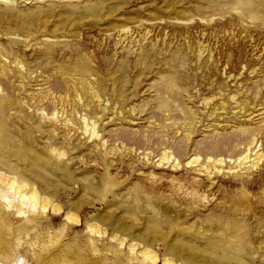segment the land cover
<instances>
[{"label":"rangeland","instance_id":"obj_1","mask_svg":"<svg viewBox=\"0 0 264 264\" xmlns=\"http://www.w3.org/2000/svg\"><path fill=\"white\" fill-rule=\"evenodd\" d=\"M0 264H264V0H0Z\"/></svg>","mask_w":264,"mask_h":264}]
</instances>
